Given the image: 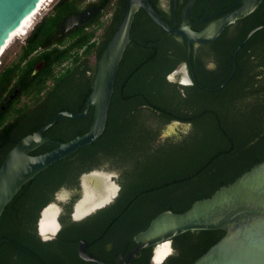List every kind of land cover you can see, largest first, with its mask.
<instances>
[{"label": "flooded vegetation", "instance_id": "af4514ba", "mask_svg": "<svg viewBox=\"0 0 264 264\" xmlns=\"http://www.w3.org/2000/svg\"><path fill=\"white\" fill-rule=\"evenodd\" d=\"M127 1L49 0L18 45L13 49L12 41L9 49L0 55V167L19 141L37 132L59 113L84 112L92 93L99 58L121 22ZM149 1L165 24L173 29L183 24L188 0ZM237 1L195 0L187 19L191 29L197 32L203 30L216 14ZM89 11L92 15L87 22L62 33V25L68 17ZM261 18H264V0L252 14L229 26L214 42L192 44L189 64L186 40L167 32L144 9H140L132 24L131 41L119 64L107 124L119 111H122V115H128L126 108L117 101L116 87L122 82L127 92L140 88L137 83L125 82L135 68L133 56L136 49L141 47V43L134 38H152L155 45L168 48V61L175 64L166 75V80L171 84L168 88L175 86L184 93L186 88L193 86L206 87L200 83L197 75L208 82L218 80L223 72V43L234 38L244 39L253 28L264 24L256 25L259 21H254ZM254 35L250 38H254ZM165 38H172V41L166 43ZM220 38H224L221 43ZM183 48L186 61L182 60ZM93 117L94 108L89 107L81 118H58L44 132V137L49 141L31 154L45 153L79 136L81 132L86 133ZM190 128L189 123L170 121L160 130V141L172 138L182 140ZM42 147L50 149L42 151ZM81 150L25 184L5 208L0 219V230L12 233L13 230H22L23 244L1 239L0 247L4 241L12 242L13 260L7 259V251L0 264H98L93 260L123 264L137 246L134 237L144 231L139 228L146 219L145 211L139 210L135 195L120 204L117 199L130 179L138 176L142 164L140 155L147 149H135L134 157L118 154L100 156L96 154V149L90 155L89 152L79 153ZM159 150L152 147L147 151ZM94 174L106 183L111 177L110 183L116 187V195L109 203L87 213L84 206L95 200L94 196L88 194V186L94 184ZM164 244L171 245L166 252L159 254L158 248ZM174 254L173 242L169 240L144 249L129 264H166Z\"/></svg>", "mask_w": 264, "mask_h": 264}, {"label": "trees", "instance_id": "16d2710c", "mask_svg": "<svg viewBox=\"0 0 264 264\" xmlns=\"http://www.w3.org/2000/svg\"><path fill=\"white\" fill-rule=\"evenodd\" d=\"M254 21H259L256 25L261 24L264 18ZM134 39L141 47L136 49L135 68L125 82L137 83L140 88L127 92L122 82L116 87L117 101L128 115L117 112L104 134L79 153L91 155L96 149L100 156L134 157L135 149H160L146 150L140 155L142 164L138 176L130 179L117 199L120 204L137 196L139 210H144L146 216L139 228L142 231L160 213L188 210L194 202L209 198L264 160V29L240 48L237 71L231 81L222 90L212 92L198 86L186 88L184 93L175 86L168 88L171 84L166 75L175 66L168 61V48L155 45L152 38ZM242 39L223 43V72L214 82L197 75L202 85L216 88L226 79L231 71L232 52ZM165 41L170 43L172 38ZM223 41L220 38L219 42ZM181 53L182 60L186 61L185 48ZM174 120L189 123V132L182 140L172 138L161 142L160 130ZM49 149L41 148L42 151ZM21 231L0 230V240L23 244ZM224 234L221 230L189 231L171 239L175 254L166 264H193ZM7 251V259L13 260L10 241H4L0 247V261Z\"/></svg>", "mask_w": 264, "mask_h": 264}, {"label": "water", "instance_id": "95a60500", "mask_svg": "<svg viewBox=\"0 0 264 264\" xmlns=\"http://www.w3.org/2000/svg\"><path fill=\"white\" fill-rule=\"evenodd\" d=\"M194 1L188 0L184 9V22L177 29L171 28L161 20L149 0L127 1L121 22L99 58L92 83V93L84 112L81 114L59 113L37 132L24 137L7 154L0 167V219L5 208L25 184L57 162L93 144L104 134L119 64L131 41L132 24L140 9H144L152 20L167 32L186 40V56L190 64L192 44L214 42L229 26L252 14L263 2V0H238L216 14L212 22L197 32L191 29V23L187 20ZM40 2L41 0H0V53L11 35L33 14ZM91 15L92 12L89 11L68 17L62 25V33L84 24ZM262 29L264 24L253 28L232 52L230 74L220 86L214 89L200 87L209 92L222 90L237 71V55L240 48ZM191 75L194 78L192 72ZM89 107L94 108V117L86 133L60 143L45 153L31 154L49 141L44 137V132L58 118L63 116L73 119L81 118L87 113ZM111 180L112 178L109 177V182L106 183L98 175H92L94 184L88 186V194L94 196L95 200L84 206L86 207L84 212H92L113 200L116 187L110 183ZM202 230H221L225 234L193 264H264V160L230 184L219 188L209 198L194 202L188 210L182 213L164 211L157 215L144 231L135 235L134 240L137 246L124 259L123 264L131 263L146 248L165 243L189 231ZM169 245L171 244L160 246L158 253L166 252ZM93 261L105 264L98 260Z\"/></svg>", "mask_w": 264, "mask_h": 264}, {"label": "bare ground", "instance_id": "6f19581e", "mask_svg": "<svg viewBox=\"0 0 264 264\" xmlns=\"http://www.w3.org/2000/svg\"><path fill=\"white\" fill-rule=\"evenodd\" d=\"M49 0H41V2L38 4L37 9L33 12V14L31 16H29L20 26L19 29H17L12 35L10 40L7 42L6 46L3 48L2 52L0 53V55L2 53H4L6 51V49L10 46L11 42L14 41L16 38H18L19 36H23L25 34H27V31L30 29V27L32 26L36 16L43 10L44 6L46 5V2Z\"/></svg>", "mask_w": 264, "mask_h": 264}, {"label": "rangeland", "instance_id": "374dc122", "mask_svg": "<svg viewBox=\"0 0 264 264\" xmlns=\"http://www.w3.org/2000/svg\"><path fill=\"white\" fill-rule=\"evenodd\" d=\"M46 6V5H45ZM44 10V8H43ZM43 10L36 16L35 20L38 19L40 17V15L42 14ZM34 20V21H35ZM21 40V36H19L18 38H16L14 41H13V49L18 45L19 41ZM9 48V47H8ZM8 48L6 50H8Z\"/></svg>", "mask_w": 264, "mask_h": 264}, {"label": "built area", "instance_id": "2783aa9c", "mask_svg": "<svg viewBox=\"0 0 264 264\" xmlns=\"http://www.w3.org/2000/svg\"><path fill=\"white\" fill-rule=\"evenodd\" d=\"M9 49V48H8Z\"/></svg>", "mask_w": 264, "mask_h": 264}]
</instances>
